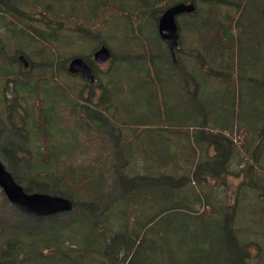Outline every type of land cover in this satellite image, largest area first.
Masks as SVG:
<instances>
[{
  "label": "trees",
  "instance_id": "16d2710c",
  "mask_svg": "<svg viewBox=\"0 0 264 264\" xmlns=\"http://www.w3.org/2000/svg\"><path fill=\"white\" fill-rule=\"evenodd\" d=\"M178 1L195 8L177 16L172 54L157 22ZM232 2L0 0L1 154L11 170L26 164L14 176L26 191L74 204L61 223H7L0 264H258L264 240H248L264 236V0ZM96 43L109 64L72 77L67 58L91 60ZM4 47L35 60L17 71ZM83 142L94 158L71 170Z\"/></svg>",
  "mask_w": 264,
  "mask_h": 264
},
{
  "label": "water",
  "instance_id": "95a60500",
  "mask_svg": "<svg viewBox=\"0 0 264 264\" xmlns=\"http://www.w3.org/2000/svg\"><path fill=\"white\" fill-rule=\"evenodd\" d=\"M195 8L193 1H178L166 7L158 17L157 30L159 36L167 43L169 50L174 54L179 41V25L177 16L190 12ZM111 49L106 44H101L93 53L94 60L98 63L109 59ZM20 58L26 66L28 61L23 55ZM68 70L81 72L83 76L93 79L90 64L81 56H74L68 62ZM0 187L7 199L21 211L29 215H48L69 211L73 207L71 198L45 191H26L13 177L3 161L0 159Z\"/></svg>",
  "mask_w": 264,
  "mask_h": 264
},
{
  "label": "rangeland",
  "instance_id": "374dc122",
  "mask_svg": "<svg viewBox=\"0 0 264 264\" xmlns=\"http://www.w3.org/2000/svg\"><path fill=\"white\" fill-rule=\"evenodd\" d=\"M216 1V0H215ZM217 1H222L224 4H226V5H229V4H231V3H233L232 2V0H217ZM52 5V4H51ZM49 6H50V4H49ZM179 31H180V28H179ZM167 45V44H166ZM98 46V44L96 43L95 45H94V47L88 52V54H89V58L91 59V60H87V62L89 63V64H92V61H93V58H92V52H93V50L96 48ZM17 48H21V49H23V50H25V51H27L28 49H29V47L26 45V44H23V43H18V46H17ZM76 48V47H75ZM71 49H73L74 50V48H71ZM3 52H4V56L1 58V61L3 62V63H5L6 61L7 62H10L11 60H12V63L14 64L13 66L15 67V69L17 70V71H20V72H22L23 73V70H24V68H23V63H24V61L20 58V56H19V58H18V55H17V53H16V56H10L9 55V52H8V50H7V47L5 48H3ZM66 50V49H65ZM25 51H20L19 52V54L20 55H25L27 58H25V59H29L30 61H32V60H35V58H33L32 59V54H31V52L30 51H28V52H26V54L24 53ZM117 53H114V57H113V59L114 58H119V57H121V55L120 54H118L119 52L118 51H116ZM13 55H14V53H13ZM24 56V57H25ZM72 56H74V55H70L68 58H67V61L72 57ZM134 57H139L138 55H133ZM133 56H131V55H129V57L130 58H133ZM155 56L156 57H160L161 55H159V54H155ZM14 59H15V61H14ZM32 59V60H31ZM136 61H138V60H136ZM35 62H37V60L35 61ZM110 62V61H109ZM109 62L108 63H106L105 65L107 66V64H109ZM139 62V61H138ZM66 64H67V62L65 63V67H66ZM36 66L38 65V64H35ZM93 65V64H92ZM35 71V70H34ZM66 71H67V69H66ZM66 71L64 72V73H62V75H61V77H62V80H63V78L66 80V79H68L69 81H73V78L72 77H75L73 74H72V77H70L68 74H66ZM68 72V71H67ZM225 76H227L226 74H224ZM77 78H79L80 79V77H77ZM8 89H10V88H8ZM8 93H9V95H10V90L8 91ZM8 94H6V97L5 98H7V99H11V96H9ZM28 99V98H27ZM18 100V99H17ZM21 101H23L22 99H20ZM29 101H28V103H23L25 106H28V105H31L33 108L34 107H36L35 106V103H31V101H34V99L33 98H30V99H28ZM25 101V100H24ZM20 109H23V107L20 105ZM70 124V122L67 124V125H69ZM107 126L109 125V124H106ZM109 127V126H108ZM85 132L86 131H83V130H79V131H77L76 130V135H75V137L76 138H80V139H82V137L83 136H85ZM8 133L7 132H5L4 133V137H6V140L5 141H7V139H8ZM105 137V139L107 138V136H104ZM84 144H82L81 146H77V147H73L72 149H70V151L67 153L68 154V158H69V160H71V162L69 163V168L71 169V170H74L75 169V167L77 166V165H79L80 163L78 162V160H80V159H82V160H86L87 162L89 161V160H91L90 158L92 157V158H94V156H93V152L91 151L92 149H91V147H87L88 146V144H86L85 142H83ZM41 144H42V139L41 138H39L38 139V142H37V144L36 145H38V146H41ZM0 145H1V142H0ZM43 146V145H42ZM0 159L3 161V163L5 164V166L7 167V169L12 173V175H13V177L15 176V177H17L18 179L23 175V172H24V170L26 169H28L27 167H25L26 166V164H24V165H21L20 164V168L18 169V170H16V171H14L13 169L11 170L10 168V166L7 164V162L5 161V160H7V159H5V157L1 154V151H0ZM21 163H23V162H21ZM89 166H91L90 168L92 169V166H94V165H89ZM75 173H77V174H79V172H75ZM88 173H85V174H83V176H86ZM14 177V178H15ZM21 179V178H20ZM23 180V179H22ZM236 181V180H235ZM19 184H21L22 186L25 184V183H23V182H18ZM232 187H234V186H232ZM231 187V188H232ZM83 190H84V187L82 186V185H80V186H77L76 187V192L74 193V192H72V190L71 189H69V191L70 192H72L73 194H72V196H73V198L74 199H77V197L80 199V200H78L77 202H76V208L79 210V208H78V205H79V203L84 199V196H82V192H83ZM0 191H1V193L3 192L2 191V189H1V187H0ZM233 192H231L230 193V198L232 197L231 196V194H232ZM4 194V193H3ZM2 194V195H3ZM59 194V193H58ZM63 195H65V194H63ZM5 196V195H4ZM66 196V195H65ZM6 197V196H5ZM104 199L106 198L105 197V195H104V197H103ZM7 198H5V200L3 201V202H0V224H4V226H3V228L1 229L0 228V231L1 230H4L5 229V227H6V224L7 223H10V221L11 222H18V223H21L22 225L25 223L27 226H33V225H42L43 223H45V222H51V221H55V222H57V223H61V222H63L64 220H66L67 219V213L66 212H61V213H56V214H54V216H51V217H46V216H44V217H37V215H34V216H32V215H20V216H16L15 214H13V212L15 213V210H14V205L13 204H11L10 203V201L7 199ZM80 201V202H79ZM74 207V206H73ZM260 220L262 221V229L261 230H259L258 229V234H264V216H262V217H260ZM246 222H248V221H250V220H248V219H246L245 220ZM253 222H251L250 224H252ZM260 228V227H259ZM8 231V230H7ZM72 238H74V234H71L70 235ZM7 237V234H6V230H4V232H3V234H0V244L2 243V240H4L5 238ZM263 240H264V236H260V237H258V238H254L253 237V239L251 240H248L249 242H253V241H255V242H261V243H263ZM254 242V243H255ZM263 246H264V243H263ZM258 246H253L252 247V252H253V254H252V258H251V261L253 262V261H255V259H257L258 260V248H257ZM261 249V247L259 246V250ZM244 252V251H243ZM245 254H246V252H244ZM227 255L229 256V257H231L230 256V254L227 252ZM231 255H232V253H231ZM234 260L235 261V259H237V258H235L234 256H232L231 257V260ZM256 260V261H257ZM247 264V263H246ZM258 264H264V253L259 257V262H258Z\"/></svg>",
  "mask_w": 264,
  "mask_h": 264
},
{
  "label": "flooded vegetation",
  "instance_id": "af4514ba",
  "mask_svg": "<svg viewBox=\"0 0 264 264\" xmlns=\"http://www.w3.org/2000/svg\"><path fill=\"white\" fill-rule=\"evenodd\" d=\"M104 64H105V62H102V63H99V64L97 63L96 65L101 66V65H104ZM28 66H29V61H28L27 65L25 67H28ZM73 74L82 76L79 73H73Z\"/></svg>",
  "mask_w": 264,
  "mask_h": 264
}]
</instances>
